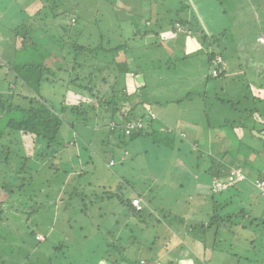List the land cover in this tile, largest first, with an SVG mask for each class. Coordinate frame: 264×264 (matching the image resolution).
Here are the masks:
<instances>
[{"label":"rangeland","instance_id":"rangeland-1","mask_svg":"<svg viewBox=\"0 0 264 264\" xmlns=\"http://www.w3.org/2000/svg\"><path fill=\"white\" fill-rule=\"evenodd\" d=\"M40 1L49 8L53 0ZM66 1L55 2L59 13ZM73 1L88 7L87 11L84 9L80 13H99L103 16L100 28L104 31V41H110L112 45L129 42L132 53H127L126 59L118 56L116 61L126 60L130 72L135 73V76L126 75L128 86L131 89L142 88V101L146 106L140 107L139 111L147 114V109H150L159 119L168 121L169 127L178 132L182 130L185 134V138L179 140L182 152H176V147L174 150L167 147L165 141L168 136L163 132H159L156 138L140 139L136 146L139 148L134 147L133 142L127 146L118 141L116 145L112 141L110 145L109 141L101 144L100 139L107 133V129L102 127L107 116L102 111H95L97 115L90 117L88 127L75 124L73 131L64 124L57 140L60 146L49 151L47 156L45 142L37 140L30 144L28 139L22 138V154L32 157L34 162L37 159L40 168L37 167L38 174H34L32 183H26L19 189L17 186L21 182L18 183L17 179H21L12 171L15 168L8 170L4 177L7 181H14V184H11L13 193L6 194L0 190V205L4 203L0 221V264H128L153 258L161 262L157 264H186L175 258L183 257L188 262L187 255H204L202 264H264V225L252 223L256 219H264V196H260L250 184L241 185L237 200H232L228 209L218 211L220 215L229 212L235 216L240 209H244L249 213L247 219L236 216L225 222L218 229L216 238V227L205 233L196 227L186 229V226L206 223L203 208L209 199L206 188L210 185L207 173L201 166L198 169L192 166L190 160L204 150L207 155L209 142L212 148L215 146L214 133L218 130L217 133H220L221 119L228 122L238 119L237 113L232 112L229 106L217 103L216 97L236 99L234 105L238 103L237 99L244 97L242 103L236 105L238 111L253 104L260 109L264 107V98L252 101L248 90L250 86L253 93L256 87L264 91V69L260 70L256 64L264 57L260 52L262 46L256 42L260 34L264 35V0ZM8 3L9 0H0V7ZM37 3L39 0H18L14 6L17 8L20 4L25 14L31 15L40 8ZM7 12L10 13L9 10ZM67 16L62 17L64 23L72 24ZM178 17L189 20L193 30L191 37L172 30V24ZM120 29L121 37L118 36ZM222 32L225 34L220 38L219 45L209 44L204 39ZM4 33L1 30L0 78L8 70L4 59L11 60L13 56L11 46L7 42L4 46L2 40L3 37L9 40L11 35L3 36ZM49 35L51 32L44 30L35 32L32 40L43 54L29 49L24 52L25 60L30 57L43 61L49 55L48 51H43L52 48V43L47 45ZM16 40L18 49L24 47L21 38ZM178 46H182L185 53H178L176 48L181 49ZM29 47L26 46V49ZM211 51L222 53L226 74L222 78L211 77L207 82V76L213 69L207 62V54ZM46 58L42 63L51 66L49 58ZM169 61L174 66L167 69L164 64ZM58 66L64 68L65 64L61 61ZM107 82L112 84V81ZM108 84H102V91H108ZM64 93L59 84L44 82L36 94L58 108ZM187 94L192 97L184 100ZM176 99L183 102L166 103ZM128 109L125 107L122 111ZM257 116L254 115V120ZM97 126L101 127L100 130L93 132ZM205 129L211 132L208 138ZM82 136L92 141L87 151L82 149ZM206 140L209 142L205 148L201 145ZM74 141L76 146H69ZM195 141L200 148L192 146ZM244 142L247 147L264 154L261 136ZM223 147L220 149L223 150ZM202 148L204 150L200 151ZM231 150H227L230 157ZM125 152L128 154L120 162ZM260 159L264 161L262 155ZM113 161L114 165L108 167ZM261 164L257 168L264 175V162ZM32 165L33 161H29L28 168ZM257 168L251 172L255 174ZM82 172L84 175L80 176ZM197 180L200 196L194 189ZM180 184L184 187H178ZM74 189L78 195L72 193ZM105 192L114 195L119 192L125 198L133 193L144 194L148 206L159 217L171 210V216L178 217L181 223L170 217L155 224L154 219L149 221L145 216L146 224H143L128 216L125 205L115 196L107 198ZM233 193L236 191L227 195L232 196ZM219 197L215 198L219 200ZM196 209L198 212H193ZM173 230L179 233L175 234L176 238L171 235ZM5 232L12 233L6 238L10 243L15 241V244L7 247L2 244L1 237ZM31 233L42 235L45 240L36 242L29 236ZM164 235H171L169 249H165L168 241ZM214 239L216 244H213ZM60 245L61 248L56 250L55 247Z\"/></svg>","mask_w":264,"mask_h":264},{"label":"trees","instance_id":"trees-1","mask_svg":"<svg viewBox=\"0 0 264 264\" xmlns=\"http://www.w3.org/2000/svg\"><path fill=\"white\" fill-rule=\"evenodd\" d=\"M45 1L49 2V0ZM11 2L12 8L16 9L15 4H18V0L9 1L7 4L8 8H10ZM55 2L59 3V0H53L50 4L51 6L47 8L44 2L39 0L37 4H39L40 8H37L34 14L31 15H26L24 8L19 4L17 10L21 12L20 15L23 18L19 24L11 30V37L13 36L12 41L17 42L16 39L21 38L24 47H21L19 50H14L11 60L4 59L7 61L6 68L8 70L7 72L5 71V76L0 78L2 79L0 80V178L2 176L0 190L6 194L13 193L11 190L13 186L11 184H14V181L11 182L4 179V177L7 176L6 173H8V170L15 168L14 170L12 169V171L16 176H20L21 180L19 181L17 179L18 183L21 182L17 186V189H19L20 187H24L26 183H32L34 174H38L37 171L38 168H40V164L36 162L37 159H35L34 162L32 157H25V155L22 154V138L28 139L30 144H34L37 140L45 142V154L47 156L49 151H53L60 146L57 140L64 124H67L70 130L73 131L75 124H82L84 127H88L87 121H89L90 117L92 118L94 114L97 115L96 112L99 111L105 112L107 116V121L102 125V127L107 129V133L100 139V143L103 145L107 141L111 142V136H115L119 143L123 141L121 144L123 143L127 146L129 142L136 139H145L151 136L156 138L159 132H163V135L168 136L166 137L168 140L166 139L165 141L168 145L167 147L174 148V144H171V142L174 143L175 141L176 144L180 145L179 140L185 138L184 132L181 133L176 131L175 128L169 127L168 121L159 119L150 109H147V114L140 113V107L146 106V103L142 101V88L137 87L131 89L128 86L127 80L125 79L126 75L135 76V73L130 72L126 60L121 62L116 61L118 56L126 59V54L132 53L129 49V42L124 41L112 45L110 41H104V31L100 28V24L103 26V16L99 15V13L94 15L80 13L84 9L86 11L88 10V7L81 2L75 3L73 0H71V2L67 0L62 5L61 13L58 12V9H55ZM0 14H2V12H0ZM66 15L69 17V23L73 21L72 24L64 23L62 17ZM2 21L3 19H0V24ZM11 21L13 22L12 19ZM188 25H190L189 21L178 17L172 24V30L176 32H186L187 29L191 30V26L188 27ZM37 30H44L46 33L51 32V36L49 35L50 38L47 40V45L52 43V48H47V50L43 51H48L49 55H44L49 58L48 63L53 67L42 63L47 59L46 57L41 61L39 58L30 59V57L25 60L23 56L24 52L27 51L26 46H30V50L34 53H42L39 50L40 48L37 47L35 40H32V36ZM121 31L120 29L118 36H120ZM191 32H193V30H191ZM223 34H225V32L217 36H212V38L205 37L204 39L206 42H209V44L219 45V40ZM133 35L135 37L136 34ZM98 37L100 38L99 40H97ZM92 38L95 40H92ZM178 53L180 52L178 51ZM218 54H221V56H218ZM217 58H220L221 61L218 62ZM61 61L64 62L65 67H56ZM207 62L210 68L213 67L210 74L207 76V82L211 77L222 78L225 76L226 70L223 66L224 57L222 53H214V51H211L207 54ZM171 64L173 63L169 61L164 65L168 69L174 66ZM214 70L217 72V75L212 74ZM107 81H112V84H108ZM44 82L52 85L59 84L61 89L65 92L58 108H54L49 100L36 94ZM102 84H108V91H102ZM248 90L252 94V101L256 102L261 100L256 96L257 94L252 92V87L248 86ZM34 93L36 95H34ZM190 97H192V95L187 94L184 100ZM243 99L244 97L237 99V104H241V100ZM234 100L236 99L229 98L224 100L216 97L217 103L229 106L232 112H236V115H238V119L232 122L221 119L220 126L230 129V127H234L237 123L245 125L247 120L254 117V115H258L257 120H255L256 124L264 123L262 109H260L258 105L253 104L250 108L247 107L238 111L236 107L237 104L235 103L234 105L233 103L235 102ZM94 101L97 103H92ZM182 102V100H173L166 103L180 104ZM156 104L160 105V103ZM125 107L129 109L123 112L122 110ZM258 108L260 110H258ZM136 124H140V127H136ZM111 125H113V128H110ZM100 128L101 127L97 126L92 131H99ZM127 131L128 134L126 133ZM256 133L262 134L263 131L257 130ZM82 142H84L82 149L87 151L86 148H89V142L92 141H90V138L88 140L87 137L84 136ZM76 143V141L70 142L69 146H76ZM246 151L250 152L249 150L240 148L239 154L245 155ZM234 153L237 152H233L234 157H236ZM127 154L128 153L125 152L124 155L126 156ZM198 155L208 158L207 168L204 171L210 178V185L206 188L209 199L207 198L208 202H206L203 208L204 222L206 223H201L200 226H188L186 229L191 230L196 227L201 229V233H205L216 227L214 237L216 238L218 229L225 225V222H230L236 216L238 218L246 217V219L249 217V213L244 209H240L235 216L229 212L225 215H220L218 212L220 209H228L230 204L232 205L233 203L232 200H237L236 197L241 185L250 184L258 191L260 196H264L260 190L257 189L255 184L256 181H264V175L260 172L261 169L257 168L258 164H262L259 162L253 165L254 168H257L256 171L257 173L259 172L260 176L258 174L256 175V172L255 174H250L251 171L247 169L249 168L247 167L249 166L247 161L237 162V159H234L231 162L229 152L225 151L220 155L221 159L218 161L214 159V156H205L204 153H198L197 156ZM29 161H33V165L30 168H28ZM113 165L114 161L113 164L108 165V167ZM194 167L197 169L200 167V164ZM234 170L239 171L244 179L235 182L224 190L215 191L213 187L214 182L219 181L222 184L227 183ZM82 175H84V172L80 174V176ZM198 181L199 180L194 184V189L197 194L200 193L198 191ZM178 187L184 186L180 184ZM119 188L121 187L119 186ZM231 191H236V193H233L232 196L231 194L227 195V193ZM72 193L78 195L76 189H74ZM104 195H107L109 199L115 196L120 203L125 205L128 216L143 224H146L145 216H147L149 221L154 219L155 224H160L162 220H167V218L169 219L170 217L174 218L176 220L175 222L181 223L178 217L175 215L171 216L173 215V211L171 210L169 213H166V215L163 214L162 218L159 217L157 212L148 206L144 199V194L133 193V195L128 198H125L123 194L120 195L119 192L115 195L110 192H105ZM217 196H220L219 200L215 198ZM135 199L140 202L141 208L139 210L132 205ZM3 205L4 203L0 205V221L3 213ZM262 219L263 218L256 219L252 223L258 222V224L264 225V219ZM242 227L246 228L244 225ZM9 233L12 234L11 232H5L1 237L2 244L6 247L15 244V241L10 243V240H7L6 237H8ZM175 234H179L178 231L175 230L174 234L171 233V235L176 238ZM171 235L168 237L164 235L168 241L166 242L165 249L171 248ZM29 236L33 237L36 242H43L45 240L44 237L39 234L35 235L31 233ZM213 244H216V239L213 240ZM58 248H61V245L55 247L56 250ZM187 256H189L190 259H188V262L184 261L186 264H202V259L205 257L204 255ZM175 259L180 260L179 257ZM157 262L161 263L158 258H153L149 260H135L128 264H157Z\"/></svg>","mask_w":264,"mask_h":264},{"label":"crops","instance_id":"crops-1","mask_svg":"<svg viewBox=\"0 0 264 264\" xmlns=\"http://www.w3.org/2000/svg\"><path fill=\"white\" fill-rule=\"evenodd\" d=\"M9 1H11V0H9ZM10 8H8V5H4V6H2V7H0L2 10H0V12H2V14H0L1 15V18L0 19H7L6 21L5 20H3L2 22H1V24H0V33H1V30L2 31H4L5 33L3 34V36H10L11 35V30H12V28H14L17 24H19V22L21 21V19L23 18L21 15H20V11L19 10H17V8L16 9H13L12 7V4L9 6ZM7 10H10V13L8 14L7 13ZM17 16H20V17H17ZM11 19L13 20V22L14 21H16V23L15 24H11L12 23V21H11ZM187 21H189V20H187ZM9 22H11V23H9ZM188 27H190V25H188ZM185 30V29H184ZM187 31V33L186 32H184L186 35H188V36H192L193 35V32H190L191 30H189V29H187L186 30ZM259 38H264V35H259L257 38H256V42L260 45V46H262V48H261V51L260 52H262L263 53V55H264V44H262V43H260L259 42ZM2 40H3V45L5 46V43L7 42L10 46H11V48H12V50L14 51V50H19L17 47H16V42L15 41H12V39H11V37H10V39L9 40H7L6 38H2ZM13 42V43H12ZM15 42V43H14ZM225 45V44H224ZM178 47H180V46H178ZM181 49H179V48H176L179 52L181 51V52H184L185 53V51L184 50H182L183 49V47L181 46L180 47ZM29 49H30V47L27 49L28 51H29ZM196 50V49H195ZM253 52H255L254 50H253ZM183 53V54H184ZM186 55V54H185ZM184 55V56H185ZM191 55H195V53H191ZM218 56H221V54H218ZM23 59V58H22ZM258 63H256L257 64V67L261 70V69H264V57H262L261 59H260V61H257ZM254 93L255 94H257L256 96H258L260 99L262 98H264V91H263V89H259V87H256L255 89H254ZM261 91V92H260ZM262 93H263V95H262ZM262 113H263V116H264V108L262 109ZM264 118V117H263ZM258 123V122H257ZM220 128V133H217L218 131H215V135H214V138L216 139V142L214 143V147L212 148L211 147V143L208 141V140H206V143L205 144H203V145H201V146H205V148H206V146H207V142H209V145H210V147H209V150L206 148V150L208 151V156H214V159L216 160V161H218L219 159H221V157H220V155H222L225 151L226 152H229V151H227L229 148H231L232 150H231V162L234 160V159H237V162H244V161H247L248 162V164H249V166H247V167H249V168H247V169H249V171H251V170H255V168H254V166L253 165H256V163H263L264 161L263 160H261L260 158H261V155L264 157V154L263 153H261V152H259V151H256V150H254L252 147H250V146H246L245 145V142H244V140H251V139H254V140H256V139H258V137H262V139L264 140V123H261V124H256V122H255V120H254V117H251V118H249L248 120H247V122L245 123V125H240V124H236L234 127H230V129L227 127V128H223V126H219ZM242 127H245V128H242ZM178 129V128H177ZM240 129H242V132H241V130ZM245 129V130H244ZM259 131V130H261V131H263V133L261 134V133H259V134H257L256 133V131L257 130ZM206 130V138H208L207 136H210V130L209 129H205ZM246 131V132H245ZM179 132H181V133H183V131L182 130H180ZM255 134V135H254ZM218 135V136H217ZM140 139H136V140H134V141H131V142H133L132 144H134L133 146L134 147H136L137 145H139V143H137L138 141H139ZM110 141H112L115 145L116 144H118L117 143V139H116V137L115 136H111L110 137ZM121 142H123V141H121ZM121 142H120V144H121ZM156 142V141H155ZM219 143V144H218ZM77 144V143H76ZM109 145L111 144V142H109L108 143ZM171 144H174L173 145V147L175 148L176 146V152H178V153H181L182 152V144L181 145H179V144H176V142L174 141V143H172L171 142ZM75 145V144H74ZM122 145H124L123 143H122ZM128 145V144H127ZM220 145V146H219ZM222 145H224V149L223 150H221L220 148H221V146ZM193 147L194 146H196V148L198 147V148H200L201 146L199 145V143L197 142V141H195V142H193V145H192ZM136 148H139V147H136ZM174 148H173V150H174ZM240 148H245L246 150H249L250 152H248V151H246V154L245 155H240L239 154V149ZM202 150H204L203 148L202 149H200V151H202ZM205 151V150H204ZM204 151H202V153H204ZM233 152H237V153H234V154H236V157H234V155H233ZM252 152H257V153H252ZM207 155H205V156H207ZM127 156V155H126ZM126 156L124 155V156H122L121 157V159H120V162H122V161H124L125 160V158H126ZM179 156V155H178ZM199 156H201V155H196L195 157H194V159H192V160H190V163H191V165L192 166H196V165H199L200 164V166H201V169L202 170H204L205 171V169L207 168V164H208V158L207 157H199ZM216 156V157H215ZM198 169V168H197ZM260 172H261V170H260ZM250 173H252V172H250ZM256 173H257V171H256ZM258 175H260L259 174V172L257 173ZM256 174V175H257ZM261 176V175H260ZM257 178V177H256ZM207 190V189H206ZM198 195L200 196V193H198ZM197 210V209H196ZM193 211V212H198V210L197 211ZM186 227H188V226H186ZM180 258V260L183 262V263H185L184 262V258L183 257H179ZM188 259H190V257H187Z\"/></svg>","mask_w":264,"mask_h":264},{"label":"built area","instance_id":"built-area-1","mask_svg":"<svg viewBox=\"0 0 264 264\" xmlns=\"http://www.w3.org/2000/svg\"><path fill=\"white\" fill-rule=\"evenodd\" d=\"M259 42L264 44V38H260L259 39ZM217 61L220 62L221 59L220 58H217ZM213 75H217V72L214 70L212 72ZM132 127V126H131ZM134 127V126H133ZM136 127H140V124H136ZM113 128V127H112ZM128 134V131L126 132ZM244 177L242 175H240V172L239 171H232L231 173V176L229 177V181L227 183H224L222 184L221 182L219 181H216L214 182V190L215 191H219V190H224L226 189L228 186L230 185H233L235 182H239L241 180H243ZM256 187L257 189L260 190V192L264 195V181H256ZM132 205L137 209L139 210L141 207H140V202L139 200L135 199L133 200L132 202Z\"/></svg>","mask_w":264,"mask_h":264}]
</instances>
